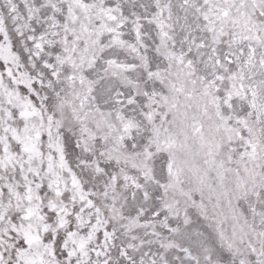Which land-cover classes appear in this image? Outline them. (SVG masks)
<instances>
[{"label": "snow or ice", "instance_id": "6c2138e0", "mask_svg": "<svg viewBox=\"0 0 264 264\" xmlns=\"http://www.w3.org/2000/svg\"><path fill=\"white\" fill-rule=\"evenodd\" d=\"M0 264H264V0H0Z\"/></svg>", "mask_w": 264, "mask_h": 264}]
</instances>
